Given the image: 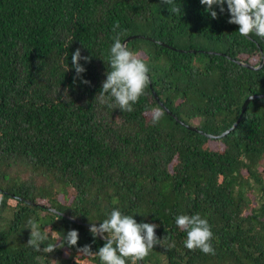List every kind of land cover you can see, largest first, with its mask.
Returning a JSON list of instances; mask_svg holds the SVG:
<instances>
[{
    "label": "trees",
    "instance_id": "obj_1",
    "mask_svg": "<svg viewBox=\"0 0 264 264\" xmlns=\"http://www.w3.org/2000/svg\"><path fill=\"white\" fill-rule=\"evenodd\" d=\"M175 2L183 15L163 0H0V264H101L78 248L103 246L89 228L113 209L157 225L143 264H264V99L241 113L264 94V60L240 64L260 63L264 38L241 37L226 4L213 19ZM116 22L150 69L132 112L99 101ZM196 213L215 255L185 247L175 218ZM30 218L49 227L41 252ZM70 230L76 246L43 253Z\"/></svg>",
    "mask_w": 264,
    "mask_h": 264
},
{
    "label": "clouds",
    "instance_id": "obj_2",
    "mask_svg": "<svg viewBox=\"0 0 264 264\" xmlns=\"http://www.w3.org/2000/svg\"><path fill=\"white\" fill-rule=\"evenodd\" d=\"M170 5L172 14L183 15L181 7L175 0H163ZM205 5V11L213 19L218 18L214 6L219 7L220 13L227 12L230 15L227 21L239 26L238 33L241 37L249 38L253 33L264 38V0H200ZM118 22L113 27V44L110 48L109 66L111 71L106 72V79L102 82L99 92V101L108 107L119 108L122 112H132L134 105L143 96L150 84V69L147 63L137 54L129 50L127 44L122 42L124 31ZM89 61V57L81 56L80 49L72 54V67L75 69L76 78H80L84 84L90 83L82 78L86 69L80 61ZM68 70V69H67ZM97 97V96H96ZM163 113L156 111L154 123L162 117ZM117 201H113L116 203ZM176 225L187 233L184 241L185 247L195 251L199 249L206 255H215L216 249L212 244L214 233L206 218L199 213L193 215H179L175 218ZM26 228L31 229L27 245L36 252H41V244L49 239V229L41 230L34 218H30ZM157 225L154 223H138L133 215H124L118 209H113L108 218L97 226L92 223L89 231L95 239L97 236L105 240V243L95 253L89 245L78 248L80 254L86 256H98L101 264H126L125 258H130L131 264L143 261L151 252L154 245L161 244V240L155 235ZM52 234V233H51ZM79 239L77 230H70L62 237H56L55 244H47L43 253H52L57 248L76 246ZM59 241V243H57ZM39 259V257H37Z\"/></svg>",
    "mask_w": 264,
    "mask_h": 264
},
{
    "label": "water",
    "instance_id": "obj_3",
    "mask_svg": "<svg viewBox=\"0 0 264 264\" xmlns=\"http://www.w3.org/2000/svg\"><path fill=\"white\" fill-rule=\"evenodd\" d=\"M134 37H135V36H130V37L126 38L123 42L126 43L129 39H132V38H134ZM263 60H264V56H262V58H261V60H260V63H259L257 66H252V65H250V64H245V63H241V62H240V64H243V65H246V66H248V67H252V68H259V67L262 65V63H263ZM255 98L264 99V94H255V95H250V96H248V97L244 100V103H243V105H242V107H241V113L245 110V108H246L247 104L249 103V101L252 100V99H255ZM239 118H240V116H239ZM239 118H238V119L236 120V122L232 125V128H234V126L237 124ZM194 129H195V128H194ZM227 131H228V130H227ZM227 131L223 132L221 135L225 134ZM207 135H208V136H211V137L217 136V135H214V134H207ZM75 221H76V222H79L78 220H75ZM139 263H140V264H143L142 261H139Z\"/></svg>",
    "mask_w": 264,
    "mask_h": 264
},
{
    "label": "rangeland",
    "instance_id": "obj_4",
    "mask_svg": "<svg viewBox=\"0 0 264 264\" xmlns=\"http://www.w3.org/2000/svg\"><path fill=\"white\" fill-rule=\"evenodd\" d=\"M60 197H61V195H59ZM40 202H47L45 199H41V198H39L38 199ZM46 229H49V227H47Z\"/></svg>",
    "mask_w": 264,
    "mask_h": 264
}]
</instances>
